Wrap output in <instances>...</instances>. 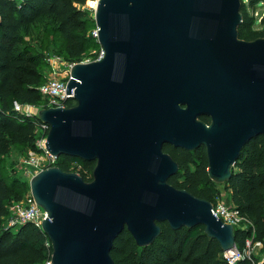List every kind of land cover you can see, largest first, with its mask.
<instances>
[{"label":"water","instance_id":"95a60500","mask_svg":"<svg viewBox=\"0 0 264 264\" xmlns=\"http://www.w3.org/2000/svg\"><path fill=\"white\" fill-rule=\"evenodd\" d=\"M241 9L242 0L97 1L104 57L72 69L76 106L38 116L51 155L96 163L91 182L56 167L30 183L48 213L53 264H114L125 230L146 248L162 223L203 226L223 252L237 248L211 202L170 184L180 166L164 149L205 148L210 179L225 184L246 145L264 138V38L240 39Z\"/></svg>","mask_w":264,"mask_h":264},{"label":"trees","instance_id":"16d2710c","mask_svg":"<svg viewBox=\"0 0 264 264\" xmlns=\"http://www.w3.org/2000/svg\"><path fill=\"white\" fill-rule=\"evenodd\" d=\"M90 1L95 0H0V264H44L49 258L48 238L32 224L4 229L11 206L30 192L29 184L17 176L7 158L13 150L24 158L31 152H39L40 119L14 112V103L44 105L41 87L48 80L46 72L52 71L47 55L77 64L96 59L93 53L102 50L94 36L96 21L83 10ZM263 1L249 0L246 4L242 0L241 40L253 42L264 38V31L254 29L258 20L247 12L248 6ZM34 28L43 32L39 47L27 40ZM201 120L211 122L207 117ZM164 151L180 166L179 174L170 184L216 205L221 193L218 184L209 177L206 149L189 152L166 146ZM75 164L82 168L81 177L91 182L96 163L62 157L57 167L67 173L77 172ZM225 186L232 205L254 226L236 230L237 249L244 251L248 239L254 235L253 244L258 241L264 244V138L253 139L246 145L232 180ZM160 226L161 236L146 248L139 247L125 230L111 252L114 264H228L220 243L207 236L205 227L174 231L168 223ZM239 264L259 263L253 256Z\"/></svg>","mask_w":264,"mask_h":264},{"label":"built area","instance_id":"2783aa9c","mask_svg":"<svg viewBox=\"0 0 264 264\" xmlns=\"http://www.w3.org/2000/svg\"><path fill=\"white\" fill-rule=\"evenodd\" d=\"M258 16L259 14L256 13V17ZM94 36L97 38L98 33H94ZM104 55L105 52L102 50L101 56L97 60L102 59ZM91 61L88 60L87 62L85 61L79 64H87L91 63ZM75 65H77V63H67L65 70L57 69L52 65V76L49 77L47 82L41 87V94L45 102L44 105L36 107L31 105H20L18 102H15L14 112L26 115L28 117H38L39 112L42 110L61 108L68 109L74 107V105L71 103H76L75 97L74 95H67V88L71 79L72 69ZM62 74H64V76H62ZM37 129L40 135V138L37 142L39 152L30 153V156L33 157L29 163V166L34 168H42L40 172L43 170L56 168L58 166L57 164L59 159L51 155L46 148L50 126L40 121ZM75 165L74 167L78 169L77 174L80 175L82 168L77 164ZM213 214L224 224L233 226L235 230H246L249 227H254L252 222L248 218L244 217L234 206L230 207L225 204L217 203L216 205H213ZM47 219L48 213L37 205L31 193V195L25 196L22 201L14 203L11 206L10 215L5 220V223L8 229H15L25 224H32L34 227L43 232V222ZM46 247L48 249L49 258L44 264H53V245L49 238L46 241ZM253 256L254 253L252 243L249 241L247 242L244 251H240L236 248L230 252H224V258L228 264H239L240 262H243L247 259H252Z\"/></svg>","mask_w":264,"mask_h":264},{"label":"rangeland","instance_id":"374dc122","mask_svg":"<svg viewBox=\"0 0 264 264\" xmlns=\"http://www.w3.org/2000/svg\"><path fill=\"white\" fill-rule=\"evenodd\" d=\"M12 1L13 2H21L19 0H12ZM97 1L98 0L90 1L83 7V10L88 12L89 18H91L93 20H95L96 7H97V6H95V4L97 3ZM245 3L249 4V0H245ZM247 10H248L247 12L250 16H253L258 20L254 29L256 31H260V32L264 31V24L262 23V21L264 19V1L255 5V6H251V7L248 6ZM256 13L259 14L258 17H256ZM0 20H1V17H0ZM96 32H97V30H96ZM96 32H95V34H96ZM42 37H43V32L41 30L34 28L28 34L27 40L30 41L32 44H35L37 47H39V45L42 41ZM101 53H102L101 49L98 51H95L93 53L94 55L97 56L95 60L100 58ZM46 58L51 65V70H52V65L55 66L57 69L65 70L67 62H64L63 60L55 57L53 54L47 55ZM88 60L89 61L92 60L91 62L95 61L93 59H86L85 61L87 62ZM85 61H83V62H85ZM52 72L53 71H51V72L47 71L46 76L48 78L51 77ZM62 76H64V74H62ZM32 157L33 156H30V154H29L28 157L24 158L19 153L15 152L13 150L7 158L9 166H12L13 170H15L17 176L23 182L28 183L29 186H30L32 179L37 174H39L40 171L42 170V168H34V167L29 166V163L31 162ZM193 168H195V167L193 166ZM72 173H77V172H72ZM218 188L220 190L221 197L216 203L225 204V205L230 206V207L233 206L232 202H231L230 192H229L228 188L225 186V184H218ZM29 195H31V189H30V192L28 194H26V196H29ZM4 229L7 230L6 225L4 226ZM254 238H255V235L252 238L248 239V241L252 243L253 253H254V256L256 258H258V263L264 264V251H263L264 250V244L260 241L253 244Z\"/></svg>","mask_w":264,"mask_h":264},{"label":"flooded vegetation","instance_id":"af4514ba","mask_svg":"<svg viewBox=\"0 0 264 264\" xmlns=\"http://www.w3.org/2000/svg\"><path fill=\"white\" fill-rule=\"evenodd\" d=\"M211 120V119H210ZM211 124V122L208 124V125H210Z\"/></svg>","mask_w":264,"mask_h":264},{"label":"bare ground","instance_id":"6f19581e","mask_svg":"<svg viewBox=\"0 0 264 264\" xmlns=\"http://www.w3.org/2000/svg\"><path fill=\"white\" fill-rule=\"evenodd\" d=\"M95 6H97V3L95 4Z\"/></svg>","mask_w":264,"mask_h":264}]
</instances>
